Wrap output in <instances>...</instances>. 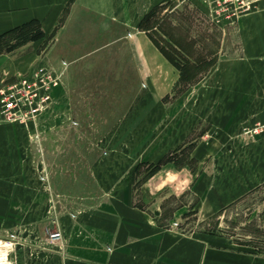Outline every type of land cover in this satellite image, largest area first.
<instances>
[{
	"label": "crops",
	"instance_id": "crops-1",
	"mask_svg": "<svg viewBox=\"0 0 264 264\" xmlns=\"http://www.w3.org/2000/svg\"><path fill=\"white\" fill-rule=\"evenodd\" d=\"M69 1L0 0V37L32 20L53 24ZM157 2L75 0L57 33L58 69L92 51L91 31H99L96 37L102 42L109 40L110 26L129 28L138 31L128 38L138 77L168 79L170 92L180 74L139 29ZM234 31L239 53L221 60L223 87L217 94L225 97L215 103L212 131L199 138L192 153L197 166L191 168L194 178L188 192L196 197L197 226L178 230L171 225L178 220L176 213L188 217L189 203H183L169 223L167 214L152 209L153 200L136 204L126 192L62 209L47 194L50 185L35 164L33 135L42 128V119L28 126L0 122V241L11 254V264H264V242L254 243L264 238V199L250 198L264 190V134L253 139L243 133L244 128L264 124V9L241 16ZM36 59L32 55L31 60ZM61 89L55 90L56 96ZM189 168L182 166L183 171ZM127 171L107 165L97 174L123 176ZM167 186L154 188L161 192ZM241 207L246 215L244 243L238 241V227L234 232L220 229L227 213L237 216ZM211 219L217 220V230L205 228ZM56 230L64 235L62 243L49 240Z\"/></svg>",
	"mask_w": 264,
	"mask_h": 264
},
{
	"label": "rangeland",
	"instance_id": "rangeland-1",
	"mask_svg": "<svg viewBox=\"0 0 264 264\" xmlns=\"http://www.w3.org/2000/svg\"><path fill=\"white\" fill-rule=\"evenodd\" d=\"M74 1L62 8L53 24L32 20L0 37L1 86L34 64L35 68L50 65L59 70L61 58L55 42ZM149 13L139 29L167 59L180 65L171 60L180 74L173 89L169 92L168 79L138 77L128 39L137 30L110 26V38L102 42L96 37L99 31H91L92 51L85 59L64 65L62 94L54 93V102L39 117L42 128L33 135L35 164L50 185L47 194L64 210L126 192L136 204L153 200L152 209L167 214L169 223L175 211L189 203L188 217L182 219L176 213L178 220L171 225L192 230L197 226L196 197L188 192L194 178L191 168L197 166L192 153L197 152L199 138L212 131L215 103L225 97L217 94L223 87L220 71L225 65L221 60L239 53L236 21L218 22L211 0H158ZM32 55L37 61L31 60ZM243 133L257 139L264 134V124L244 128ZM185 164L190 172L182 170ZM107 165L124 166L128 173L97 174ZM167 183L161 192L154 188ZM250 198L264 199V190ZM239 209L237 216L227 213L220 229L234 232L238 227V241L244 243L245 208ZM216 221L203 224L214 231ZM263 242L264 238L254 239L257 245ZM5 248L0 241V264H11Z\"/></svg>",
	"mask_w": 264,
	"mask_h": 264
},
{
	"label": "built area",
	"instance_id": "built-area-1",
	"mask_svg": "<svg viewBox=\"0 0 264 264\" xmlns=\"http://www.w3.org/2000/svg\"><path fill=\"white\" fill-rule=\"evenodd\" d=\"M211 3L218 22L220 19L237 21L247 13L264 9V0H211ZM63 75V70L39 65L30 74L0 86V122L36 124L54 102V93L61 86ZM49 240L62 243L64 235L56 230Z\"/></svg>",
	"mask_w": 264,
	"mask_h": 264
},
{
	"label": "trees",
	"instance_id": "trees-1",
	"mask_svg": "<svg viewBox=\"0 0 264 264\" xmlns=\"http://www.w3.org/2000/svg\"><path fill=\"white\" fill-rule=\"evenodd\" d=\"M150 14L151 13H148L145 17H144V19H143V21H142V23H141V26H143V23H145L147 20H148V18L150 17ZM171 60H172V62L174 61L172 58H170ZM174 64H176L178 67H180V65L178 64V62H173Z\"/></svg>",
	"mask_w": 264,
	"mask_h": 264
}]
</instances>
